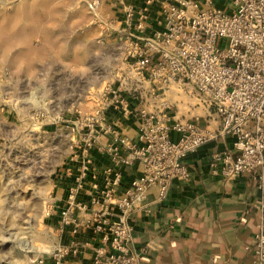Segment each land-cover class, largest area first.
<instances>
[{"label":"crops","instance_id":"crops-1","mask_svg":"<svg viewBox=\"0 0 264 264\" xmlns=\"http://www.w3.org/2000/svg\"><path fill=\"white\" fill-rule=\"evenodd\" d=\"M91 1L64 0L65 13H60L58 7L56 11L38 14L37 10H43L46 3L40 0L34 5L33 37L39 38L34 48L31 45L35 61H51L53 67L70 71L72 77H85L84 98L98 96V103L84 112V119L96 112L101 117L100 125L94 126L89 148H85L84 140L91 126L83 125L80 138L73 143L78 152L56 183L49 217L53 247L54 250L60 247L77 250L76 254L69 253L62 258V264H92V248L98 244L92 217L102 209L106 172L110 170V179L113 174L121 176L116 196L139 176L137 162L123 163L129 158V152L114 142L115 135L136 144L145 114H165L171 122H193L213 131L220 128L219 120L206 111L195 93H190L191 97L179 94L178 100H173L171 93L179 89L177 86L172 85L162 94L154 84L139 79L132 71L131 62L124 58L126 37L135 33L134 25L143 24V36L160 30L164 6L171 0H97L98 6L90 11L87 3ZM225 5L226 0L215 3L216 7ZM129 9L134 12L130 25L127 24ZM12 46L20 50L21 44H5V47ZM24 46H27L25 42ZM93 62L101 76L90 81L89 65ZM103 91L107 95L101 98ZM113 95L119 97L123 107L107 103ZM99 103L105 104L99 106ZM123 108L129 113L124 114ZM170 137L176 140L179 135L171 132ZM232 141L230 137H217L190 153L184 160L188 178L173 181L165 199H158L155 187L148 189L143 206L129 217L131 247L142 256L140 264H253L257 216L252 206L261 201L257 182L250 173L226 181L213 174L208 165L213 154L231 149ZM85 161L89 174L75 202L88 204V208L75 209L70 214L77 226L73 234L72 226L62 224L60 212L67 207L69 189ZM91 200L98 204L92 206ZM110 211H115L114 206H110Z\"/></svg>","mask_w":264,"mask_h":264},{"label":"built area","instance_id":"built-area-1","mask_svg":"<svg viewBox=\"0 0 264 264\" xmlns=\"http://www.w3.org/2000/svg\"><path fill=\"white\" fill-rule=\"evenodd\" d=\"M216 1L171 0L164 6L160 30L143 36L144 26L139 22L134 25L135 33L126 37L124 58L139 79L154 84L162 94L172 85L194 92L206 111L219 120L220 128L213 131L193 122H171L165 114H145L136 144L115 135L114 142L129 152L123 163L137 162L140 173L116 196L121 176L113 174L110 179V170L106 172L102 209L92 217L94 233L98 234L92 264L141 263L142 256L131 247L130 215L143 206L151 187L157 189L159 200L165 199L173 181L188 178L185 158L217 137L233 141L231 149L211 156V172L226 181L250 173L257 182L261 201L252 206L257 216L252 253L253 264H264V0H226L224 7H216ZM98 4L92 0L87 7L93 11ZM133 17L129 9L128 25ZM105 95L103 91L101 98ZM107 103L122 106L116 95ZM122 111L129 113L124 108ZM100 119L99 112L85 119V125L91 126L85 148L92 145L94 126L100 125ZM171 132L179 137L171 139ZM87 161L69 189L67 207L60 212L62 224L72 226L73 234L77 226L70 214L88 208V204L75 202L89 174ZM89 204L98 202L91 200ZM110 206L115 211L108 212ZM69 253L77 250L57 249L54 264H62Z\"/></svg>","mask_w":264,"mask_h":264},{"label":"rangeland","instance_id":"rangeland-1","mask_svg":"<svg viewBox=\"0 0 264 264\" xmlns=\"http://www.w3.org/2000/svg\"><path fill=\"white\" fill-rule=\"evenodd\" d=\"M41 1L38 14L66 11L64 0ZM35 2L0 0V264H54L49 217L56 183L78 152L73 143L84 112L98 103V96L84 98L85 77L35 61ZM14 42L20 50L5 47ZM95 65L90 81L101 76ZM190 93L175 88L171 96Z\"/></svg>","mask_w":264,"mask_h":264}]
</instances>
